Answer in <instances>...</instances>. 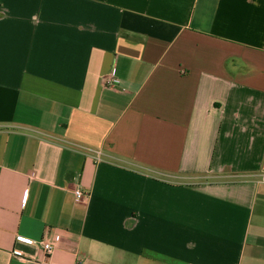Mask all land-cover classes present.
<instances>
[{
  "label": "crops",
  "instance_id": "1",
  "mask_svg": "<svg viewBox=\"0 0 264 264\" xmlns=\"http://www.w3.org/2000/svg\"><path fill=\"white\" fill-rule=\"evenodd\" d=\"M0 264H264V0H0Z\"/></svg>",
  "mask_w": 264,
  "mask_h": 264
},
{
  "label": "built area",
  "instance_id": "2",
  "mask_svg": "<svg viewBox=\"0 0 264 264\" xmlns=\"http://www.w3.org/2000/svg\"><path fill=\"white\" fill-rule=\"evenodd\" d=\"M113 82H114V79L111 77L106 79L107 85H111L113 84ZM95 153H96V157L100 159L102 156V151L98 150ZM89 195H90L89 193H85L82 189L75 190V196H76L77 201H82L85 199L86 196H89ZM18 240L26 242V239L24 237H18ZM61 241H62V236L58 233L54 235H49V234L44 235V237L40 241V244L42 245V248H43L44 257L45 258L50 257V255H52V253L55 251V249L57 248V246L59 245ZM16 253L20 254V251H16ZM34 259L40 262L43 261V259H38L35 257Z\"/></svg>",
  "mask_w": 264,
  "mask_h": 264
}]
</instances>
